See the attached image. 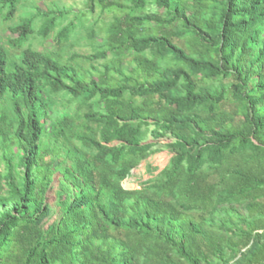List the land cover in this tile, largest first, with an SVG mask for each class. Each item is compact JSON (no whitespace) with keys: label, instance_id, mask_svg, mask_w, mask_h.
I'll use <instances>...</instances> for the list:
<instances>
[{"label":"trees","instance_id":"16d2710c","mask_svg":"<svg viewBox=\"0 0 264 264\" xmlns=\"http://www.w3.org/2000/svg\"><path fill=\"white\" fill-rule=\"evenodd\" d=\"M86 6L60 27L68 9L0 0L16 35L0 36V264H264V0ZM95 11L112 16L91 54L33 48L82 31L95 45ZM164 149L156 175L122 186ZM235 204L233 229L218 212Z\"/></svg>","mask_w":264,"mask_h":264},{"label":"rangeland","instance_id":"374dc122","mask_svg":"<svg viewBox=\"0 0 264 264\" xmlns=\"http://www.w3.org/2000/svg\"><path fill=\"white\" fill-rule=\"evenodd\" d=\"M36 1V6L40 8V10H46L47 8L55 7L56 5L58 6L59 9H68L70 11V15L67 16V18L59 23V26L61 27L62 25L66 24L71 18L74 17L75 12H80L78 13L79 15H83L86 13L87 6H86V1L87 0H35ZM128 0H119L120 3H125ZM21 14L24 12V9H21ZM142 12H157V13H162L163 10L158 9L154 4H149L145 7L144 11ZM100 15V16H99ZM112 16L111 13H106L102 12V14H99L98 11L90 13L88 16L89 20L87 19L86 22L83 23V28H90L94 31V35L92 36L91 41L95 45H90L89 44V39L85 35V32L82 31L80 32L77 36L69 38L67 43L63 45H56L54 41H52V36H49L47 39L44 41H40L39 38H36L33 40V48L36 49H57L63 54L67 55H72V53H79V54H91L94 49L97 47H100L98 43H100L102 33L99 32V25L102 22H105L109 20V18ZM12 23V22H11ZM153 23L149 24L146 26V30L148 29H154ZM173 29V26L170 29H166L167 33ZM7 35H10L11 37H15L16 35L11 34L6 27H0V36L2 37L3 41L5 42V37ZM110 57L107 56V58L102 59H95L93 60L92 64L98 69L101 70V65L104 61L109 59ZM126 73H128V69H123ZM153 127L151 126L150 129ZM150 135H148L145 143L154 141ZM159 143H167L170 140L168 138H160L158 140ZM117 142H113V144H116ZM172 156V153H170L168 150L164 149L160 152L151 154L148 156L146 159L142 160L134 169L131 170L130 175L125 178L122 181V186L126 189H136L139 187L141 182L145 181L146 179H149L153 177L154 175L157 174L164 166L167 165L170 157ZM2 167V164L0 163V168ZM61 175L60 173L56 172L52 176V180L50 183V187L48 188L46 194H45V202L49 205L51 208V215L50 217L46 220L45 226L50 224L52 221L56 220L59 216V207L56 204V191L58 190V181L60 179ZM234 210L231 209H224L223 211L220 210L218 212L219 216L221 218L227 217V215L230 216L231 219V225L232 228L234 229L235 227L239 226V219L240 217H244L246 215V211L240 204H235ZM229 256V251L227 250L224 258L227 259ZM239 256H237L235 259H232L230 264H232L236 259H238ZM212 264H222V261L213 259L211 261Z\"/></svg>","mask_w":264,"mask_h":264}]
</instances>
